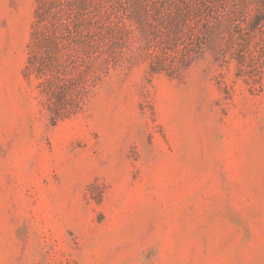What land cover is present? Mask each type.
I'll use <instances>...</instances> for the list:
<instances>
[{
	"label": "rangeland",
	"instance_id": "1",
	"mask_svg": "<svg viewBox=\"0 0 264 264\" xmlns=\"http://www.w3.org/2000/svg\"><path fill=\"white\" fill-rule=\"evenodd\" d=\"M35 3L0 0V264H264V75L123 60L52 123L21 72Z\"/></svg>",
	"mask_w": 264,
	"mask_h": 264
},
{
	"label": "trees",
	"instance_id": "2",
	"mask_svg": "<svg viewBox=\"0 0 264 264\" xmlns=\"http://www.w3.org/2000/svg\"><path fill=\"white\" fill-rule=\"evenodd\" d=\"M30 28L21 72L38 80L52 123L123 60L177 77L209 50L252 88L264 75V0H36Z\"/></svg>",
	"mask_w": 264,
	"mask_h": 264
}]
</instances>
